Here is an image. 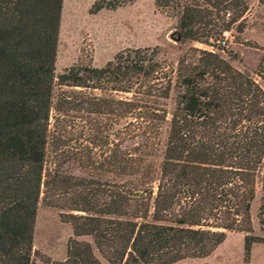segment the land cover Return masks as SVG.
<instances>
[{"label":"trees","instance_id":"16d2710c","mask_svg":"<svg viewBox=\"0 0 264 264\" xmlns=\"http://www.w3.org/2000/svg\"><path fill=\"white\" fill-rule=\"evenodd\" d=\"M133 1L95 0L89 12ZM62 6L0 0V264H33L40 201L73 233L65 258L49 264H173L207 257L229 232L245 233L248 264L264 242L251 215L260 192L264 224V91L215 43L243 31L249 0H155L177 17L176 39L210 48L171 62L158 46L126 47L100 67L78 62L55 75ZM55 78L67 90L54 100ZM52 111L86 114L92 145L55 149L59 159L85 156L81 167L96 176L48 164Z\"/></svg>","mask_w":264,"mask_h":264},{"label":"rangeland","instance_id":"374dc122","mask_svg":"<svg viewBox=\"0 0 264 264\" xmlns=\"http://www.w3.org/2000/svg\"><path fill=\"white\" fill-rule=\"evenodd\" d=\"M95 0H63L60 27L56 49L55 75L74 63L91 64L96 67L104 65L114 54L126 47H154L160 49V56L176 62L178 57L190 46L208 49L203 44L178 40L175 38L177 17L170 16L155 6V0H135L113 10L101 9L90 13ZM244 29L241 33L232 30L227 37V44L215 43V50L227 59L235 68L250 74L264 91V79L257 74V68L264 46V6L258 0H249V7L244 14ZM221 48H224L221 49ZM233 53V56L228 54ZM66 87L57 84L54 79V100ZM74 117L58 115L52 111L50 118V136L48 164L51 161L63 162L61 170L78 176L97 175L98 171L81 167L86 160L83 155L77 157L65 152L59 159L60 150L55 144H77L91 146L92 130L86 122V114L72 112ZM59 116L56 120L55 117ZM76 116V117H75ZM90 118H96L90 115ZM107 119H103V123ZM103 132L105 136L108 127ZM90 136V137H89ZM165 132L162 133L163 141ZM104 142V141H103ZM96 140V144H103ZM64 148H70L66 146ZM67 150V149H65ZM99 153V147L95 149ZM68 154V155H67ZM159 151L155 159L161 157ZM78 158V159H77ZM63 160V161H62ZM261 193L259 192L252 206V235L264 237V224L258 217ZM60 210L38 203L33 229L32 260L33 264H49L65 258L67 242L73 237L69 223L63 222ZM243 232H229L226 239L207 257L186 258L173 264H246L244 261ZM248 264H264V242L252 245Z\"/></svg>","mask_w":264,"mask_h":264},{"label":"built area","instance_id":"2783aa9c","mask_svg":"<svg viewBox=\"0 0 264 264\" xmlns=\"http://www.w3.org/2000/svg\"><path fill=\"white\" fill-rule=\"evenodd\" d=\"M230 32H224V40L227 39L228 35H229ZM224 40L222 41V43L224 44Z\"/></svg>","mask_w":264,"mask_h":264}]
</instances>
